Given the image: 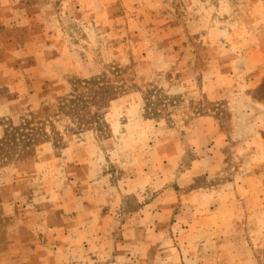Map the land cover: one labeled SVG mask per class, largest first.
<instances>
[{
	"label": "rangeland",
	"instance_id": "1",
	"mask_svg": "<svg viewBox=\"0 0 264 264\" xmlns=\"http://www.w3.org/2000/svg\"><path fill=\"white\" fill-rule=\"evenodd\" d=\"M48 118L0 161V264H264V0H0V140Z\"/></svg>",
	"mask_w": 264,
	"mask_h": 264
},
{
	"label": "trees",
	"instance_id": "2",
	"mask_svg": "<svg viewBox=\"0 0 264 264\" xmlns=\"http://www.w3.org/2000/svg\"><path fill=\"white\" fill-rule=\"evenodd\" d=\"M83 86L84 92L75 88L72 94L61 99L54 117L58 120L67 119L69 125L73 124L72 132L89 129L94 125L102 132L101 124L106 123L104 114L110 103L116 99L118 88L101 83L98 79L87 80ZM151 93L148 91L146 94L149 101L152 99ZM52 134L54 137L51 136ZM51 139L56 145H61L62 136L59 135L55 123L50 118L37 120L34 124L31 119H24L19 126H9L0 140V161L12 160L16 154L19 156L18 159H23L34 149V146Z\"/></svg>",
	"mask_w": 264,
	"mask_h": 264
}]
</instances>
